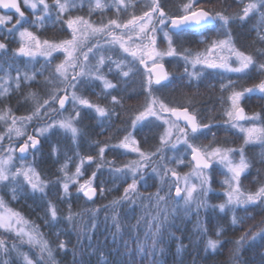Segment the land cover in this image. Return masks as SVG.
<instances>
[{
    "label": "snow or ice",
    "instance_id": "snow-or-ice-1",
    "mask_svg": "<svg viewBox=\"0 0 264 264\" xmlns=\"http://www.w3.org/2000/svg\"><path fill=\"white\" fill-rule=\"evenodd\" d=\"M240 2L243 3L244 0H240ZM87 3L90 13L95 10H104L108 7L104 0H94V3L93 0H87ZM202 3L203 0H186L176 13L170 14L165 10L162 0H149L145 4L147 10L143 11L142 15H133L126 23H120L118 19H109L107 24H101L99 27H94L83 17L69 18L66 23L68 29L72 32V38L57 43L49 40L41 41L30 29L43 27L45 20L51 19L53 8L56 9V20L60 21L66 13L75 7V0H53L52 4H49L48 0H0V10H3L0 13V33H2V36H0V58L7 55L9 37L14 38L16 33H18L20 41L19 47L14 51V55L17 57L35 59L37 55H40L47 58L48 63H51L55 58L53 53H64V60L56 65L55 73L46 78L45 86L52 84L54 91L46 93L48 98L42 104L37 102V106L32 110L31 114L24 117L13 116L11 109H8L4 114H0V120L5 123L11 117V124H9L7 129L9 140L13 136L17 140H23L18 148L10 146L9 149H3L7 154L0 155V186L13 185L11 191L14 199L17 192L24 189V184L30 187L33 193L39 192L47 195L46 189L49 187V182L41 178L34 164H22L15 171H12L14 167L12 163L13 153L18 152L19 156L17 159L21 161L27 160L29 154L35 160L36 154L41 152L43 140L47 139L49 134H53L56 129H61L66 134L70 133L73 144L78 145V138L83 133L77 125L83 119L90 118L103 124L106 120L111 121L113 117L119 118L116 106H122V99L118 94L121 78H123L124 83H127L126 78L138 71L135 66V61L138 60L139 64L144 65L147 69V79L142 82L141 86L148 93V96L151 97L150 101L144 110L139 111L131 120V131L127 127L120 129V131L124 132L122 139H119L116 144L104 142L102 146H99V160L93 155L81 156L79 151H77L75 156L79 157V163L76 164L75 172L69 174V162L72 158L66 157L65 163L58 169V173L62 175L54 173L56 175L54 185L58 186L60 200L70 199V188L75 185H78L76 187L78 198L82 195L86 200L92 201L97 194L103 196L105 191H107L104 182L101 181L97 185L96 181L100 179L101 170L105 164H112L110 161H105L104 156L107 151L123 149L126 152L136 153L139 157V159L130 161L123 167L110 166L108 168V172L114 180L123 176L125 182H127L129 173L131 174V182L127 183L124 188L123 200H128L137 194L138 185L146 179V171L151 167L152 173L160 178L162 184L167 183L169 189L168 193L163 196L160 195L162 188L157 191L155 194L157 205L166 202L168 199H176L177 201L182 199L185 211L190 210L195 205L198 213L201 208L208 207L206 198L211 191L212 173L215 171L216 165L219 164L226 169L225 175L227 178L223 183L227 185V191L225 192L227 200L212 207L224 212L226 209L234 211L239 207H244L247 211V206L249 205H264V184H261L254 193L247 195L241 190L242 177L251 167V163L244 154L243 147L237 150L212 147L211 145L197 146L194 141L199 135H203L205 130L211 131V124L203 123L199 119L198 113L190 109V107L183 105L169 106L163 99L153 95L154 85L164 87L165 82L170 80V74L165 70L164 64L160 62L164 57H179L183 59L185 63L184 74L190 80L200 79L204 74V69H219L228 73L247 74L251 68H257L259 72L264 74V62H258L257 60V56L264 57V47L257 48L254 52L246 54L236 48L232 41L231 33L226 31L234 19L245 21L251 16L258 14L261 28L257 29V36L261 42H264V0H248L247 3H244L242 10L235 15H228L225 11L208 10L202 6ZM113 4L117 13L121 9L126 10L130 6L128 0H113ZM29 15L33 19L29 20ZM217 22L220 23L222 29H225L224 32L220 33L225 38L211 42V46L205 49L210 55L206 56L200 53L193 55L189 49H184L182 52L178 49L177 44L186 33L206 30L209 26L215 27ZM25 25H28V27H25ZM117 29L121 30V35L119 36L115 34ZM161 33L163 34V41L167 44V48L163 51L158 50L157 46L158 36ZM84 36L95 38L97 43L88 46L82 38ZM108 37H111V39H108ZM101 38H104L103 45L100 43ZM116 44H119L123 53L131 56L132 60H127V57L113 60L112 56L107 55V52L112 50L109 46ZM133 45H135V48H133ZM218 52H227L228 55H221L218 60L210 58V56H214ZM92 61H95V63ZM148 61L151 62V68H148ZM112 64H115V68L119 73L115 83L109 80L104 72V68L107 67L108 72L111 73L113 70ZM189 65L192 71H189ZM197 66H199V70H197ZM154 69H158V71L154 72ZM0 71H4V69L0 68ZM15 71L17 73L14 80L16 89H19L22 83L34 82L36 76L42 74L38 72L29 74L28 71H24L21 74L19 68H16ZM10 72L11 68L5 71L7 79L4 82L8 84V87L0 91V97L9 92L13 82ZM0 79H4V77H0ZM97 81L103 85V95L105 97L111 96V107L95 104L82 94H78L83 91H93L98 86L96 84ZM220 87L222 91H226L229 88L234 89L232 81H229L228 84H221ZM114 92L117 94H113ZM254 92L264 94V80L252 87L243 88L239 91L233 90L227 97L231 103V108L225 113L228 117L225 123H231L232 128L239 127L241 132L247 133L245 144L253 140L264 141V127H257L255 124V121L260 119V114L256 113L248 116L241 106L246 94ZM30 96L35 99V94H30ZM69 103L72 106L69 115L56 119L57 115H62L63 112L68 111ZM55 104H58L59 107H54ZM85 109L91 110L95 115L86 114ZM160 112L170 113L176 118L171 124L172 128L178 130V135H175V140H173L174 132L171 128L166 129L164 134L160 136V146L154 152H145L140 147V143L135 138L134 133L137 130V126L148 121L150 117L161 119ZM41 118H43V123L34 127L31 133L27 132L31 122L33 120L40 121ZM177 121H183V127H179ZM241 121H250L252 126L245 129L240 126ZM164 122L169 123L168 120ZM3 139L4 136L0 135V142ZM169 146L173 152H179L180 146H183L185 154L181 157L175 155L168 157L165 149ZM2 148L3 145L0 143V149ZM51 151L53 155L58 157L56 145H52ZM237 151H239L238 162L234 159V154ZM189 154L192 172L186 173L181 177L176 168L168 165L172 161H175L177 167L183 165ZM157 157H159V160L156 159ZM86 163L89 166L95 164V170L92 171L91 176L87 180L81 183L80 178L86 171L84 168ZM169 173L171 174V179L169 178ZM193 176L196 182H192ZM20 177H23L24 184H21ZM181 181L183 182V187H181ZM173 184H175L174 196L172 195ZM148 199L151 200L152 197L149 196ZM117 203L119 201H113V205ZM4 206L3 199H0V208ZM45 215L50 217V219L45 220L46 224L55 227L56 223L59 222L58 209L51 201L47 203ZM18 216V213L11 212L0 215V228L15 232L16 238L19 240V243L14 242L9 248L7 242L0 239V256L9 257V259L3 261V264H13L12 253L22 257L23 264H57L50 242L43 239L37 230L27 231L22 227H16V225L21 223L17 219ZM246 218L251 219L252 217L248 216ZM66 219L70 223L74 220L71 205H69V213ZM153 220L156 221L155 230L152 232V244L147 251L146 244L139 240L137 241L135 252L130 248L127 241L124 243L125 253L132 261V264H135V256L138 254L141 259L146 255L150 258L151 264H158L156 256L162 254L163 248L158 249L157 245L160 242L164 224L159 220L158 216L154 217ZM113 222L116 229L115 238V235L121 229L117 217H113ZM238 222L243 223V220L238 221L234 215L232 224L236 225ZM23 223L26 224L27 221ZM96 227L97 225L93 224V228ZM252 227L250 225L239 238L232 241L233 248L229 253V264H244L241 260V254L242 251L246 250L245 245L250 247L257 238L264 241V219L256 225L257 231H252ZM220 235L221 231L218 230L217 236ZM57 238L59 239V233ZM24 243L38 247L39 257L33 259L29 254L22 252L21 245ZM218 246L222 247L219 240L209 239L205 250L216 251ZM67 250V242L59 240L55 251L66 253ZM125 253L120 254L124 255ZM259 254L264 257V244L261 245ZM73 264H85V262L76 259L75 252H73ZM122 264H129V261L125 260Z\"/></svg>",
    "mask_w": 264,
    "mask_h": 264
},
{
    "label": "trees",
    "instance_id": "trees-1",
    "mask_svg": "<svg viewBox=\"0 0 264 264\" xmlns=\"http://www.w3.org/2000/svg\"><path fill=\"white\" fill-rule=\"evenodd\" d=\"M149 0H128L129 7L125 10H117L108 12L109 19H118L120 23H126L133 15H142V12L147 10L145 4ZM186 0H162L165 10L170 14H174L181 7ZM240 0H203L202 6L212 11H225L228 15H235L242 10L244 3ZM107 20V21H108ZM47 22V21H46ZM99 27L101 25H93ZM219 27V22L215 27L207 28L196 32L186 33L178 42L177 47L182 52L184 49H189L193 54L200 52L212 40L220 38V34L216 33ZM261 28L260 16L253 15L245 21L234 19L229 27L228 32L231 33V38L240 51L246 54L254 52L257 48L264 47V42H261L257 36V29ZM32 30L41 41L49 40L53 42H60L71 39L68 28L63 25H55L54 23H44L43 27H33ZM80 34V33H79ZM78 34V35H79ZM116 35H121L119 29L115 30ZM88 46L97 43V40L92 37H82ZM111 39V37H108ZM163 42L161 38L158 39V44ZM101 45L104 44V38L100 39ZM19 41L13 40L11 47H8L6 56L0 58V91L8 87L4 82L7 79L5 71L11 68L10 75L13 82L9 92L0 97V114H4L11 109L12 115L15 117H24L30 115L32 110L37 106V102L42 104L48 98L46 93L54 91L52 84H46V78L55 73L56 65L64 60V53L55 54L51 63L47 60L36 59L31 60L26 57H17L14 51L19 47ZM162 43L161 46H165ZM111 47V46H109ZM113 47V45H112ZM114 48V47H113ZM118 48H114L107 52V55L112 56L113 60H119L121 57H127V60H132L128 54L117 53ZM86 51V48H85ZM117 53V54H115ZM258 62H264V57L257 56ZM95 63V61H92ZM167 72L170 74V80L165 83L164 87L153 86V95L157 98L163 99L169 106H188L190 109L198 113L199 119L203 123L211 124V131L205 130L203 135H199L194 141L196 145H211L212 147L240 149L243 147L244 154L251 167L247 173L242 177L241 190L245 195L254 193L261 184H264V141L259 140L256 143L245 144L243 134L231 127V123H225L228 118L225 112L230 104L227 97L231 91L242 90L243 88L252 87L253 85L264 80V74L259 72L257 68H251L247 74H223L219 72L206 71L198 80H190L184 74L185 63L179 57H171L164 61ZM135 66L138 69L133 75L127 79V83L123 82L119 85V97L122 99V106H116L119 113V118L113 117L111 121H105L100 124L98 120L85 118L77 125L81 128L83 135L78 138V145L73 144L71 134H66L61 129H56L53 134H49L48 138L43 140L41 152L37 153L35 160L31 154L28 155L27 160L19 162L16 159L12 171L22 164H34L36 171L41 175V178L49 182V187L46 189L47 195L36 192L33 193L31 188L23 182V177H20L21 184H24V189L17 192L16 198H13L12 187L9 184L7 187L0 186V199H3L5 207L13 213H18L19 218L27 231L33 229L37 230L43 239L50 242L54 250V258L57 264H73V252H75L76 259L83 260L85 264H122L123 261L128 260L129 264L132 261L125 253L124 243L127 241L130 248L135 252L137 241L146 244V251L152 244V232L155 230L156 221L154 217H159V220L164 224L161 231L160 242L157 248H163L162 254H158L156 259L158 264H229L228 257L230 250L233 248L232 241L239 238L249 226L252 231H257L256 225L264 219V205H249L247 211L244 207L226 209L220 212L218 208L212 206L223 203V195L221 194L223 186L221 184V177L223 173L218 169L212 173L211 192L207 197L208 207L201 208L197 213L195 206L188 211L181 208L180 200L168 199L157 205L155 194L161 188L160 195L168 193V184L161 183L158 176L152 173V168L149 167L146 171V179L138 185V192L134 197L128 200H123L124 188L127 183L131 182L129 178L127 182L123 176L119 179H113L108 172V168L123 167L130 161L139 159L137 154L126 152L123 149H113L107 151L104 156L105 161L112 162L111 165L105 164L101 170L100 179L96 181L99 185L101 181L107 189L104 195L97 196L92 201L86 200L82 195L77 197L76 187L70 188L71 198L60 200L58 186L54 185L58 173V169L65 163L66 157H71L69 162V174L75 172L76 164L79 163V157L75 153L79 151L81 156L93 155L99 160V146L104 142L109 144H116L119 139H122L124 132L120 131L127 127L130 131L131 120L143 111L150 101L151 97L141 86L142 82L146 81V68L139 65V61H135ZM189 71H192L189 65ZM19 68L21 74L28 71L29 74L33 72L42 73L36 76L34 82L22 83L19 89H16L15 77L17 75L15 69ZM112 72H108V68H104L107 78L112 82H116L119 73L112 64ZM233 82L234 89L229 88L222 91L220 85ZM98 85L93 91H83L85 98L93 101L95 104L101 106L111 107V96L105 97L103 95V85L99 81ZM30 94H35V99L31 98ZM63 94V93H61ZM113 94H117L114 92ZM27 98V99H26ZM246 115L252 116L259 113L260 119L256 121L257 127H264V94L254 92L246 94L241 102ZM54 107H59L55 104ZM71 103L68 104V111L71 112ZM68 111L63 112L62 115H57L56 119H61L68 116ZM86 114L95 115L91 110L85 109ZM168 118L172 119L169 114ZM174 120V119H172ZM7 123L11 124L8 120ZM0 120V135L4 136L2 142L3 148L0 149V155H4L3 149H9L10 146H18L23 140H17L14 136L11 140L7 137V129L9 124ZM43 123V118L40 121L33 120L31 126L27 128V132L31 133L33 128ZM163 124L156 118H149L148 121L143 122L137 126L134 135L139 141L140 147L145 152H154L160 146V136L164 132ZM102 133V134H101ZM26 138V137H25ZM56 145L58 148V157L52 154L51 147ZM123 153V154H121ZM166 153V149H165ZM239 154V151L235 153ZM171 156V155H169ZM159 160V157L156 158ZM190 159L187 156L183 165L178 168L180 176L187 173L191 169ZM174 161L168 166L173 167ZM86 171L80 178L82 183L87 180L92 171L95 170V164L89 166L84 165ZM171 179V174L169 173ZM218 191V192H215ZM172 195H175V184L172 186ZM151 196L152 199H148ZM51 201L58 209L59 222L55 227L45 223L47 203ZM113 201H119L113 205ZM69 205L74 214V220L70 223L66 217L69 213ZM236 216L238 221L243 220V223L232 224L233 216ZM117 217L121 231L115 235V225L113 217ZM251 216V219L246 217ZM93 224L97 225L93 228ZM151 224V226H150ZM221 231V235L217 236V231ZM59 233V239L57 234ZM0 239L7 242L8 247L11 248L14 242L19 243L15 232L0 228ZM209 239L219 240L222 247L217 248L216 251L206 249ZM59 240L67 242V252L55 251ZM264 241L257 238L249 247L245 245L246 250L242 251L241 260L244 264H264V257L259 253L261 245ZM179 248V251H178ZM21 251L29 254L33 259L39 257L38 247L30 246L27 243L21 245ZM120 253H125L121 255ZM5 259L9 257L0 256V264H3ZM11 259L13 264H23L22 257L12 253ZM135 264H151L148 256H135Z\"/></svg>",
    "mask_w": 264,
    "mask_h": 264
},
{
    "label": "rangeland",
    "instance_id": "rangeland-1",
    "mask_svg": "<svg viewBox=\"0 0 264 264\" xmlns=\"http://www.w3.org/2000/svg\"><path fill=\"white\" fill-rule=\"evenodd\" d=\"M93 25H95V24H93ZM121 31V30H120ZM225 31V29H222L221 28V25H220V23H219V27L217 28V31H216V33H218V35L220 34V33H222V32H224ZM226 31H228L227 29H226ZM130 35H131V33H130ZM220 38H218V39H224L225 37H224V35H222V34H220ZM16 37H18V41H19V35H18V33H16ZM159 38H161L162 40H163V34L161 33V34H159V36H158V39ZM125 39H127V37H125ZM215 40H217V39H215ZM213 41V40H212ZM211 41V42H212ZM211 42H209L204 48H203V50H201L200 52H196L195 54H197V53H200V54H203V55H210V54H208L206 51H205V49L206 48H208V47H210L211 46ZM19 43H20V41H19ZM137 43H139V41H137ZM145 43H147V41H145ZM162 43H165L164 45V47L163 46H161L162 45ZM158 50H161V51H163V50H165L166 48H167V44H166V42H161V43H159L158 45ZM113 47L114 48H118L117 50H118V52L117 53H119V54H127V53H123V51H122V49H120V47H119V44H116V45H113ZM112 46H111V48H112V50L114 49ZM133 48H135V45H133ZM117 53H115V54H117ZM55 54H61V52H56V53H53V56L55 55ZM195 54H193V55H195ZM118 55V54H117ZM221 55H228V53L227 52H218L216 55H214V56H210V58H213V59H217L218 60V57L219 56H221ZM27 58V57H26ZM43 59V60H47V58H45V57H43V56H40V55H37L36 56V58L35 59H31V58H27V59H31V60H36V59ZM169 58H171V57H164V59L162 60V61H160L161 63H163L164 64V61L165 60H167V59H169ZM233 62H234V58H233ZM140 65V64H139ZM141 66H144V65H141ZM145 67V66H144ZM152 67V65H151V62L150 61H148V68H151ZM192 70V69H191ZM197 70H199V66H197ZM206 71H212V72H219V73H223V74H237V73H228V72H224L223 70H212V69H204V72H206ZM145 72V74H146V72H147V69L144 71ZM70 74H71V71H70ZM230 108H231V103L229 104V106H228V108H227V110L226 111H228V110H230ZM71 110H72V107H71ZM68 113H70L69 111H68ZM163 113L164 112H160V116H161V119H157L156 117H151V118H154V120H155V118L159 121V122H161L162 124H163V128H164V132H165V130L166 129H172V131L174 132V135H173V137H172V139L173 140H175V135H178V130L176 129V128H172V124H171V122L173 121L172 119H170V118H168V115H163ZM226 113V112H225ZM164 114H166V113H164ZM167 114H169L170 115V113H167ZM69 115V114H68ZM228 118V117H227ZM10 122H11V117H9V119H8ZM165 120H168L169 121V123H165L164 121ZM7 124H9V123H7ZM255 124H256V121H255ZM177 125L179 126V127H183L180 123H178L177 122ZM240 126H242L243 128H245V129H247V128H249V127H251L252 126V122H250V121H241L240 122ZM235 130H237L238 132H240L241 134H243V136H244V139L246 138V136H247V133L246 132H241L240 131V128L239 127H237V128H234ZM164 132H163V134H164ZM259 140H253V141H251V142H249V143H256V142H258ZM19 146V145H18ZM18 146H15L16 148H18ZM197 146H204V145H197ZM130 153V152H129ZM7 153H4V155H6ZM17 154V156H19V153L18 152H14L13 153V164L15 165V163L16 162H14L15 160H17L16 159V157H15V155ZM133 154H136V153H133ZM185 154V149H184V147L183 146H180V151L179 152H173L172 150H170V146L168 147V148H166V155L168 156V157H172V156H177V157H181V156H183ZM169 155H171V156H169ZM188 157H189V159H190V154L188 155ZM234 159L238 162L239 161V154H234ZM19 162L20 163H22L21 162V160H19ZM19 167H20V165H19ZM172 168H176V170H178V168H179V166L177 167V165H176V163H175V161H174V163H173V167ZM216 170H220L222 173H223V176L221 177V184H222V186H223V189H222V192H221V194L223 195V203L227 200V196L225 195V192L227 191V185L226 184H224L223 182H224V180L227 178L226 177V175H225V173H226V169L222 166V165H219V164H217L216 165V168H215ZM13 170V169H12ZM192 172V167H191V169H190V171H188L187 173H191ZM186 174V173H185ZM185 174H182L181 175V177L182 176H184ZM213 175V174H212ZM192 182H196V179H195V177L193 176L192 177ZM181 187H183V182L181 181ZM211 192V191H210ZM209 192V193H210ZM215 192H218V191H215ZM209 195V194H208ZM207 199V198H206ZM179 204L181 205V208H184V201L182 200V199H180V202H179ZM193 206H195V205H193ZM9 212H11V213H13L12 211H10V210H8L5 206L4 207H2V208H0V215H5V214H7V213H9ZM17 219H19L20 220V218L18 217ZM21 221V220H20ZM14 223H15V221H14ZM16 227H22V228H24L25 229V226H24V224H23V222L21 221V223H19L18 225H16ZM2 229H4V228H2ZM26 230V229H25Z\"/></svg>",
    "mask_w": 264,
    "mask_h": 264
},
{
    "label": "flooded vegetation",
    "instance_id": "flooded-vegetation-1",
    "mask_svg": "<svg viewBox=\"0 0 264 264\" xmlns=\"http://www.w3.org/2000/svg\"><path fill=\"white\" fill-rule=\"evenodd\" d=\"M106 5L108 7L104 10H95L93 12H89V5L87 3V0H75V7L71 9L68 13H66L60 21L56 20V9L53 8L52 14H51V19L45 20V23H54L55 25H63L64 27H67L66 21L69 18H75V17H83L85 20L89 21L92 25H101V24H107L108 20V12L115 11L116 8L113 4V0H104ZM49 4L53 3V0H48ZM94 3V0H93ZM83 4V6H81ZM123 10V9H121ZM3 10H0V13H2ZM33 19L31 15H29V20ZM47 21V22H46ZM25 27H28V25H25ZM86 27V26H85ZM68 28V27H67ZM69 35L72 37V32L71 30L68 29ZM79 34V33H78ZM80 35V34H79ZM0 36H2V33H0ZM87 37V36H86ZM13 40L18 41V37H9V43L8 47H11V43ZM78 71V69H77ZM93 102V101H91Z\"/></svg>",
    "mask_w": 264,
    "mask_h": 264
},
{
    "label": "water",
    "instance_id": "water-1",
    "mask_svg": "<svg viewBox=\"0 0 264 264\" xmlns=\"http://www.w3.org/2000/svg\"><path fill=\"white\" fill-rule=\"evenodd\" d=\"M210 27H211V26H209L208 28H210ZM193 32H195V31H193ZM164 67H165V66H164ZM165 70H166V68H165ZM153 71H154V72H155V71H158V69H154ZM165 83H166V82H165ZM171 116H172V115H171ZM172 117H173L174 119H176L174 116H172ZM179 122H180L181 124H183V121H179ZM190 159H191V157H190Z\"/></svg>",
    "mask_w": 264,
    "mask_h": 264
}]
</instances>
